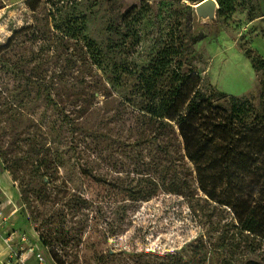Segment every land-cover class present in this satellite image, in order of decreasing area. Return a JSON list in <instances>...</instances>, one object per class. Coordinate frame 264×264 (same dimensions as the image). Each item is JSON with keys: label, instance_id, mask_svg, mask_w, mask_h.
Here are the masks:
<instances>
[{"label": "rangeland", "instance_id": "1", "mask_svg": "<svg viewBox=\"0 0 264 264\" xmlns=\"http://www.w3.org/2000/svg\"><path fill=\"white\" fill-rule=\"evenodd\" d=\"M199 1L0 0V46L31 28L0 57L1 104L14 91L18 100L29 98L23 114L45 122L42 114L51 120L55 108L45 109L41 96L18 94V87L44 88L29 75L49 81L59 108L60 90L100 83L91 104L98 113L82 130L46 135L63 162L51 183L30 181L27 169L20 186L0 163V211L8 216L0 264H36L27 250L37 237L47 244H41L44 257L56 264H264V211L251 219L241 214L243 226L253 228L243 232L230 208L198 189L176 126L131 114L123 97L136 83L134 76L123 82L124 73L137 74L151 56L167 53L173 66L198 72L208 94L264 104V0H216L213 22L197 19ZM113 20L116 33L108 29ZM34 27L38 39L31 37ZM60 72L67 73L64 87ZM105 72L124 89L106 81ZM227 193L218 190L220 199ZM12 229L28 238L10 250L1 237Z\"/></svg>", "mask_w": 264, "mask_h": 264}, {"label": "trees", "instance_id": "2", "mask_svg": "<svg viewBox=\"0 0 264 264\" xmlns=\"http://www.w3.org/2000/svg\"><path fill=\"white\" fill-rule=\"evenodd\" d=\"M39 2L37 0V4ZM28 6L35 10L30 1ZM115 23L113 20L108 26L111 33L117 32ZM29 29L31 28L14 32L0 46V57L11 48L19 32ZM54 30L59 31L58 26L54 25ZM58 35L60 34L54 33L52 36L59 40L61 37ZM38 36L39 31L34 27L31 37L38 39ZM40 43L46 45L43 38ZM88 46H91V42H88ZM81 49L84 47L81 46ZM148 61L137 74L124 73L123 82L131 76L136 81L128 96H123L125 102L133 108L131 114L159 121L162 126H176L184 156L197 174L198 189L208 200L230 208L243 232H253L251 226H243L240 216L245 214L251 219L264 211V104L256 106L248 100L228 97L217 90L208 94L202 86L199 73L180 69L181 64L173 66L172 58L167 53L154 54ZM186 64H191L190 58L186 59ZM100 65L96 61V66ZM57 77L64 87L67 73L60 72ZM112 77V74L104 73L106 81L118 89H124L123 83L118 86L116 78ZM28 79L39 81L44 88L33 91L30 86L18 87V94H33L34 98L41 96L46 104L45 109L52 106L55 114L50 120V114L46 116L43 113L45 122L28 119L21 109L27 108L29 98L26 101L18 100L14 97V91L13 96L10 95L12 99L9 100L6 96L0 103V113L7 115L5 119L0 118V161L20 186L24 185L26 176L23 171L27 169L32 177L30 181L39 179L43 184L51 183L58 176L63 163L61 154L54 141L46 142L47 134H62L65 129L72 130L71 132L82 130V124L92 119L93 110L98 113V109L91 106L95 93L99 92L98 79L94 81L96 86L60 90L64 95V107L60 108L54 103L57 93L51 92L53 90L48 85L49 81L35 73L33 76L29 75ZM85 83L81 80V84ZM85 133H88L89 138H95L92 130L89 132L85 129ZM24 146L26 150L19 153V148L22 150ZM90 177L95 181L100 179L94 175ZM219 189L228 190L222 199L218 196ZM40 240L43 245H47L42 237Z\"/></svg>", "mask_w": 264, "mask_h": 264}, {"label": "built area", "instance_id": "3", "mask_svg": "<svg viewBox=\"0 0 264 264\" xmlns=\"http://www.w3.org/2000/svg\"><path fill=\"white\" fill-rule=\"evenodd\" d=\"M8 220V216H4L0 211V229L3 228L5 223ZM27 236L25 233H18L16 230H10L5 236L2 237V240L7 248L13 250L16 242L23 241L26 242ZM40 238L37 237L33 244L29 245L27 252L30 253V256H34L36 264H56L52 260H47L41 252V245ZM28 256L27 258H29ZM22 260V259H21ZM24 261V260H22Z\"/></svg>", "mask_w": 264, "mask_h": 264}, {"label": "water", "instance_id": "4", "mask_svg": "<svg viewBox=\"0 0 264 264\" xmlns=\"http://www.w3.org/2000/svg\"><path fill=\"white\" fill-rule=\"evenodd\" d=\"M216 0H201L194 5V11L199 21L213 22L216 19Z\"/></svg>", "mask_w": 264, "mask_h": 264}, {"label": "crops", "instance_id": "5", "mask_svg": "<svg viewBox=\"0 0 264 264\" xmlns=\"http://www.w3.org/2000/svg\"><path fill=\"white\" fill-rule=\"evenodd\" d=\"M0 163H1V161H0ZM5 172H6V171H5ZM1 183H2V182H1V177H0V189L2 190V185H1ZM0 230H1V229H0ZM7 233H8V232H7ZM7 233H6V234H7ZM6 234H5V235H6ZM5 235H3V236H5ZM3 236H2V237H3ZM2 237H1V238H2Z\"/></svg>", "mask_w": 264, "mask_h": 264}]
</instances>
